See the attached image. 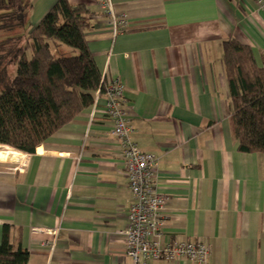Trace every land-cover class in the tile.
I'll list each match as a JSON object with an SVG mask.
<instances>
[{"label":"crops","instance_id":"crops-1","mask_svg":"<svg viewBox=\"0 0 264 264\" xmlns=\"http://www.w3.org/2000/svg\"><path fill=\"white\" fill-rule=\"evenodd\" d=\"M30 1L27 33L59 0ZM68 1L89 13L86 39L106 83L125 87L133 141L158 158L162 246L202 240L208 264H264V155L241 153L232 135L223 60L234 38L264 68L256 0H116L128 24L118 35L97 0ZM106 103L34 154L0 150V245L26 250L28 264H133L119 235L133 199Z\"/></svg>","mask_w":264,"mask_h":264},{"label":"trees","instance_id":"trees-1","mask_svg":"<svg viewBox=\"0 0 264 264\" xmlns=\"http://www.w3.org/2000/svg\"><path fill=\"white\" fill-rule=\"evenodd\" d=\"M30 0H0V147L34 154L51 136L105 95L103 78L86 39L85 6L59 0L27 33ZM223 60L239 151L264 155V68L250 47L231 38ZM30 254L4 238L0 264H28Z\"/></svg>","mask_w":264,"mask_h":264},{"label":"built area","instance_id":"built-area-1","mask_svg":"<svg viewBox=\"0 0 264 264\" xmlns=\"http://www.w3.org/2000/svg\"><path fill=\"white\" fill-rule=\"evenodd\" d=\"M115 2L97 0L99 10L108 17L113 32L118 35L127 29L128 24L125 17L116 11ZM256 4L264 11V0H256ZM105 87L107 103L104 115L112 124L111 135L120 141V157L133 199L127 214V227L119 233L124 239L126 255L133 260V264H153L160 260L175 262L179 259L208 264L210 247L205 241L162 246V218L168 198L156 188L158 158L141 150L133 141L134 129L125 108L124 85L116 80Z\"/></svg>","mask_w":264,"mask_h":264},{"label":"rangeland","instance_id":"rangeland-1","mask_svg":"<svg viewBox=\"0 0 264 264\" xmlns=\"http://www.w3.org/2000/svg\"><path fill=\"white\" fill-rule=\"evenodd\" d=\"M5 149V147H0V150H4Z\"/></svg>","mask_w":264,"mask_h":264}]
</instances>
